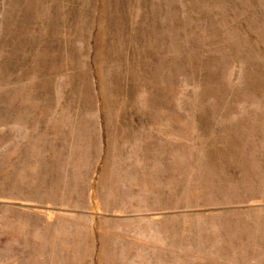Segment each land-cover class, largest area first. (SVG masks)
Masks as SVG:
<instances>
[{
    "label": "rangeland",
    "instance_id": "rangeland-1",
    "mask_svg": "<svg viewBox=\"0 0 264 264\" xmlns=\"http://www.w3.org/2000/svg\"><path fill=\"white\" fill-rule=\"evenodd\" d=\"M0 264H264V0H0Z\"/></svg>",
    "mask_w": 264,
    "mask_h": 264
},
{
    "label": "bare ground",
    "instance_id": "bare-ground-1",
    "mask_svg": "<svg viewBox=\"0 0 264 264\" xmlns=\"http://www.w3.org/2000/svg\"><path fill=\"white\" fill-rule=\"evenodd\" d=\"M234 149V148H233ZM103 257V256H102ZM98 260H99V257H98Z\"/></svg>",
    "mask_w": 264,
    "mask_h": 264
}]
</instances>
